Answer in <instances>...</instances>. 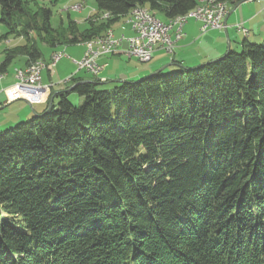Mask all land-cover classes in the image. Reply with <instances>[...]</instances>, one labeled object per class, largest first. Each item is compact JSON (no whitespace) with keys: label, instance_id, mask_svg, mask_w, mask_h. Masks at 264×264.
Listing matches in <instances>:
<instances>
[{"label":"trees","instance_id":"obj_1","mask_svg":"<svg viewBox=\"0 0 264 264\" xmlns=\"http://www.w3.org/2000/svg\"><path fill=\"white\" fill-rule=\"evenodd\" d=\"M199 1L93 0L79 29L69 15L53 28L36 0H0V39L23 40L0 75L136 7L167 21ZM241 47L112 91L72 80L48 111L0 129V264H264V43Z\"/></svg>","mask_w":264,"mask_h":264},{"label":"crops","instance_id":"obj_2","mask_svg":"<svg viewBox=\"0 0 264 264\" xmlns=\"http://www.w3.org/2000/svg\"><path fill=\"white\" fill-rule=\"evenodd\" d=\"M69 1L70 2L75 1L74 4L80 3V1L78 0H69ZM242 5L243 4L239 5L237 8L239 9ZM237 8L235 9V11L237 10ZM253 16L254 15L250 17L237 16V18H235L234 21L229 22L230 17L228 12L225 18L226 32H228L230 28L234 29L233 24L235 22H242L240 25H242V27L247 31L246 33L247 35L245 38L248 39L249 33L253 32V27H256V22H255L256 18L255 16L254 17ZM121 19L110 28L111 33H113L115 37H119L121 35L125 37L132 36L133 32L130 26L123 19L122 20ZM72 20L79 25V20L76 19H72ZM161 22H166V21H161ZM182 32L185 34V36L183 37V39H181L175 44L172 54L167 55L162 50H155V52L152 55V58L155 57L154 58L155 65L153 66L150 65L151 66L150 68L152 69H148V70H141L140 69L141 67L138 65V62H134L133 64H131L133 57L127 55L126 43L122 42L119 48L112 55L102 56L99 59H97V65L101 67V70L96 77H93L83 71L76 72L75 66L72 63V60H79L82 57L83 52L85 50V47L82 43L77 45H68L59 48L57 50L55 49L56 51H62L64 56L55 64V66L52 68L51 71L45 69L41 73V75L44 73V76L46 77L45 82H42V78H41L42 85L48 86V97L46 101L40 104H35V106L33 105L34 107L32 109L31 106L30 107L31 111L25 110L23 111V114L17 115L16 122L22 121L23 118L28 119L35 114L42 113L44 110H46L50 98H52V102H54L55 95L59 92H66L69 89L68 86L72 84V80H76L77 82L83 83L98 79L100 83L106 84L108 83L107 81L110 78L111 79L110 82H112L113 84L112 86L114 87V85L122 81H137L143 77L150 75L151 73L162 68L163 66L168 67L169 65L173 64V62H178L181 66H185V67H195V66L197 67L201 64H204L208 61L220 57L224 53L223 51L219 50L214 56L211 55L203 56L200 54H196L194 52V50H197V48L199 49L201 45L196 43H198V41L200 40H203L206 36V34H200L198 22H195L192 19H188L182 27ZM210 32L224 33V31H210ZM53 52L54 51H51V49H47L45 56L42 52L43 55L42 60L45 63H48L50 60V56ZM152 58L150 62L152 61ZM24 61H25L24 58L21 57V62L19 66L15 67L12 70V72H8V68H9L8 67L6 72L3 73L4 77L2 80H0V108L5 103L10 104L14 102V101H9L6 98L5 94L3 93V90L14 83L15 70L24 69L26 67ZM129 65H131V67ZM137 66H139V68ZM56 76H57V80L55 78ZM68 77L71 78L70 82L64 83V80ZM53 78L54 80H52ZM73 95L75 94L69 93L67 97L70 98ZM77 100L81 101L80 98H78Z\"/></svg>","mask_w":264,"mask_h":264},{"label":"built area","instance_id":"obj_3","mask_svg":"<svg viewBox=\"0 0 264 264\" xmlns=\"http://www.w3.org/2000/svg\"><path fill=\"white\" fill-rule=\"evenodd\" d=\"M80 5L76 4L75 6L80 7ZM227 13V6L218 12H200V6H198L196 15L178 19L175 23L155 24L156 16L145 12L139 14L138 19L127 23L133 32L132 36L115 37L113 33L106 34L102 38H98L97 46L84 51L82 57L79 60H72V63L76 72L83 71L96 77L101 70V67L97 65V59L112 55L122 42L126 43L128 56L140 63H148L155 50H163L167 55L172 54L175 44L185 36L182 27L188 19L198 22L200 34H205L208 31H223ZM234 29L237 32H247L240 24L234 25ZM63 56L62 51H55L51 54L48 63L37 60L24 69H16L14 83L3 90L6 98L9 101L22 100L28 105L45 102L48 97V86L42 85L41 73L45 69L51 71ZM70 80L71 78L68 77L64 83H68Z\"/></svg>","mask_w":264,"mask_h":264},{"label":"rangeland","instance_id":"obj_4","mask_svg":"<svg viewBox=\"0 0 264 264\" xmlns=\"http://www.w3.org/2000/svg\"><path fill=\"white\" fill-rule=\"evenodd\" d=\"M28 1V0H27ZM52 0H36V2L41 6H46L51 10L52 17H51V26L53 28H56L60 25L61 22H66V15L70 16V19H76L79 20V29H83L85 25V18L88 19V17L95 15L96 8L93 0H83V2L79 3L80 10H73L72 8L75 7L76 4H74L75 1L70 2L69 0H55V2H51ZM200 2V1H199ZM77 3V2H76ZM29 6L32 8V4L29 3ZM34 9V7H33ZM91 12V14H90ZM230 12V11H229ZM69 13V14H66ZM153 13L156 18L159 21H164L163 18L159 15L158 12H151ZM228 14V13H227ZM90 15V16H89ZM102 15V13H101ZM99 18V21H104L106 19H109L110 17H106L105 14H103ZM254 15L255 16V22L256 27H253V32L249 33V38L246 39L247 42L250 44H262L264 43V0H252L246 3H243V5L236 11H233L229 13V22L234 21L237 16H245L250 17ZM253 16V17H254ZM82 17V21L81 20ZM85 19V20H84ZM124 21H126V17L122 18ZM121 19V20H122ZM239 20V19H238ZM237 20V21H238ZM240 21V20H239ZM242 22H235L233 25L241 24ZM110 31V29L108 30ZM6 33V29L3 25L0 24V37ZM247 32H237L235 29L230 28L227 32V38L225 37L224 33L219 32H206V36L203 40L198 41L196 44H201L200 48L197 50H194L196 54L200 55H211L214 56L219 50L223 51L224 53L227 50V41L229 43V49L233 52H240L242 50L241 44L246 37ZM23 44V40L20 38L14 39L11 36H8L7 40L0 39V63L4 59V51L10 48H13L15 46H19ZM84 45V44H83ZM221 48H220V47ZM40 50L43 52L44 56L46 55L47 49L43 45H39ZM46 51V52H45ZM210 53V54H209ZM201 56V57H203ZM169 57V56H168ZM155 58V57H154ZM152 58V61L149 63H140L136 59H132L131 64L134 62H138V65L141 67V70H148L152 69L151 66L155 65V59ZM21 62V57L15 58L11 65L8 68V72H12V70L19 66ZM141 64V65H140ZM151 65V66H150ZM131 67V65H129ZM139 66H137L139 68ZM3 77L4 75L1 74ZM43 75V77H42ZM41 75L42 82L46 81V77L44 76V73ZM53 76V75H52ZM3 77H0V80L3 79ZM57 80V76L55 77ZM54 80V78L52 79ZM111 79L107 81L108 83L103 84L101 87L104 90L112 91L113 84L110 82ZM77 95H73L72 97L68 98V100L73 105H79L81 101L77 100ZM32 106V107H31ZM35 106V105H34ZM33 105H29L21 100H16L10 104H3V106L0 108V129L4 130L8 127H13L16 123V116L23 114V111H31V109L34 107ZM31 107V109H30ZM34 116V115H33ZM30 117V116H29ZM30 119V118H28ZM27 120V118H23L22 121Z\"/></svg>","mask_w":264,"mask_h":264},{"label":"bare ground","instance_id":"obj_5","mask_svg":"<svg viewBox=\"0 0 264 264\" xmlns=\"http://www.w3.org/2000/svg\"><path fill=\"white\" fill-rule=\"evenodd\" d=\"M198 6H200V12H207V11L218 12V11L222 10L224 7H226L227 5L224 2H220L218 0H203L200 2V4H198L194 9L188 11L185 15L178 16V17H175L173 19L171 18L170 20H167L165 23H175L178 19L187 18V17H190L192 15H196ZM72 9L77 11V10H80V7L75 6ZM145 12H149L150 14H152L145 7H136L134 9H132L127 15H125V17L127 18L125 22L129 23L131 20H136L139 18V14H144ZM104 14L106 15V17H109V14H107V13H104ZM162 23L163 22L159 21L155 17V24H162ZM106 34H112L111 30L107 31L104 34V36ZM102 37H97V38L92 39L90 41H86L84 43V47H85L84 51L90 50L91 47L97 46L98 45V38H102ZM0 77H3V76L0 75Z\"/></svg>","mask_w":264,"mask_h":264},{"label":"water","instance_id":"obj_6","mask_svg":"<svg viewBox=\"0 0 264 264\" xmlns=\"http://www.w3.org/2000/svg\"><path fill=\"white\" fill-rule=\"evenodd\" d=\"M248 1H252V0H241L240 2L236 3V4L231 8V10H230L229 13L235 11V9H236L239 5H241V4H243V3H246V2H248ZM224 24H225V20H224ZM223 31H224V34H225V36H226V38H227L226 28H225ZM228 49H229V45H228V43H227V50H228ZM219 59H220V58H216V59H214V60L208 61V62H206V63H204V64H201V65L197 66V68H200V67H203V66H206V65L212 64V63L218 61ZM165 67H166V66H163L162 68H160V69L156 70L155 72L151 73L149 76H152V75H154V74H156V73L162 71L163 69H165ZM149 76H147V77H149ZM84 83H89V82H84ZM72 88H73V87H70V88L67 90V92H70V91L72 90ZM15 101H16V100H15ZM51 104H52V98H50L49 103H48V106H47L45 112L48 111V110L50 109ZM45 112H44V113H45Z\"/></svg>","mask_w":264,"mask_h":264}]
</instances>
